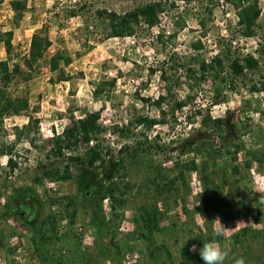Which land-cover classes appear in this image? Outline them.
Wrapping results in <instances>:
<instances>
[{
	"label": "rangeland",
	"instance_id": "rangeland-1",
	"mask_svg": "<svg viewBox=\"0 0 264 264\" xmlns=\"http://www.w3.org/2000/svg\"><path fill=\"white\" fill-rule=\"evenodd\" d=\"M12 1L0 0V62L12 72L8 93L26 97L28 109L0 123V148L13 149L0 152V264H204L199 250L212 240L227 244L225 264H264V0L253 37L227 0H24L19 24ZM158 3L157 25L140 18L132 35L110 37L111 14ZM8 32L11 55L1 41ZM36 34L51 45L30 69ZM216 58L220 79L202 69ZM235 60L246 67L239 78ZM94 112L101 132L89 145L54 155L53 139ZM208 115L224 120L221 130L204 124ZM139 117L165 123L139 125ZM96 144L104 164L73 159ZM191 162L196 170L177 166ZM68 166L69 180L45 175ZM113 186L116 201L107 197ZM26 189L37 208L29 227L7 209ZM144 211L157 215L153 245L139 234ZM217 218L232 229L222 237Z\"/></svg>",
	"mask_w": 264,
	"mask_h": 264
},
{
	"label": "trees",
	"instance_id": "trees-1",
	"mask_svg": "<svg viewBox=\"0 0 264 264\" xmlns=\"http://www.w3.org/2000/svg\"><path fill=\"white\" fill-rule=\"evenodd\" d=\"M233 6L239 9L238 18L239 25L243 28L244 35L246 37H253L256 35V26L259 18L261 17L262 11L259 6L258 0H227ZM27 3L24 0H14L11 2L12 11L15 14L16 23L19 24L24 16V11L26 9ZM163 6L161 4H149L145 7L137 9L133 12L127 13L123 16H117L116 14H111V23L112 29L110 37H126L133 34V23H138L139 19L142 18L146 24L153 27L158 23L159 13L162 12ZM5 38L1 40L6 47L8 55H11L13 51V32H8L4 35ZM51 45V42L48 38H43L39 35H34L31 42L30 58L27 61V66L32 69L40 59L43 58L44 52ZM245 61V65L251 68H257L259 66V60L254 58H248ZM69 62V61H68ZM214 64H211L208 67H202L204 73H212L214 78L220 79L224 71V61L221 58H216L213 60ZM59 62H53L52 67L56 70L59 66ZM215 67H217L215 69ZM231 69L233 71L234 77L239 78L245 73L246 67L237 60L231 64ZM0 80L2 85L0 86V123L3 117L7 115L20 114L21 112L28 109V99L24 96L14 97L8 93V85L12 81V72L10 69L9 61L0 62ZM171 95V88L166 90V95L160 96L156 101V105L159 108H162L163 103L167 100V96ZM186 106L184 101L178 102L172 107L171 112L173 115L176 114L177 110H182ZM101 118L100 112L89 113L83 120H80L77 125L72 129L65 130L62 136H58L53 139L54 142V155L62 156L63 150H74L79 147L80 144L89 145V143L94 139L96 135L101 132V128L98 124ZM139 125H147L148 127H153L155 125L165 123V120L159 121L157 119H148L144 117H139L137 119ZM213 124L216 129H222L224 125L223 119L212 120L209 115L206 120L204 118V124L209 125ZM13 149L8 147L0 148L1 153H12ZM75 161L81 162L88 165V167H95L97 163H105L102 152L99 148V145L96 144L93 147L87 148L84 156H79L73 158ZM9 169L14 171L18 164L13 159H10L8 162ZM177 166L182 170H196L197 166L195 162L189 164L181 165L177 163ZM202 177L204 182L207 184L210 181V175L208 174L207 165L202 166ZM47 177L56 178L60 180H69L71 178L69 166L65 168L64 172L61 171H51L45 174ZM212 185L217 188V185L212 181ZM92 183H89L90 190L94 189ZM116 191L117 186L111 187L107 190V197L116 201ZM35 192L31 189H26L22 194L14 193V195L9 197L7 209L8 212L14 215L15 218L17 213L14 210V206H18L21 203L33 202ZM204 201L209 205L211 202L208 198H205ZM55 203V202H53ZM213 204V202H212ZM206 206L203 209V213L210 217L211 213ZM142 227L139 229V234L141 232V237L146 239L150 245L154 244L153 237L155 232L159 229L157 215L153 212L144 211V214L141 216ZM28 226V224H23ZM249 231L245 229L243 233ZM115 236H113L112 243H114Z\"/></svg>",
	"mask_w": 264,
	"mask_h": 264
},
{
	"label": "clouds",
	"instance_id": "clouds-1",
	"mask_svg": "<svg viewBox=\"0 0 264 264\" xmlns=\"http://www.w3.org/2000/svg\"><path fill=\"white\" fill-rule=\"evenodd\" d=\"M215 222H218L220 225V228L216 231V236L218 237H222L226 232L232 230L225 228L219 218L213 221V223ZM190 251H196V246L193 245ZM199 255L204 264H225L229 258V249L227 244L222 245L219 240L205 241L203 247L199 250ZM235 264H246V261L241 257L235 260Z\"/></svg>",
	"mask_w": 264,
	"mask_h": 264
},
{
	"label": "flooded vegetation",
	"instance_id": "flooded-vegetation-1",
	"mask_svg": "<svg viewBox=\"0 0 264 264\" xmlns=\"http://www.w3.org/2000/svg\"><path fill=\"white\" fill-rule=\"evenodd\" d=\"M13 208L19 217L18 220L22 224L29 225L36 219L37 208L34 202L21 203L20 205L14 206Z\"/></svg>",
	"mask_w": 264,
	"mask_h": 264
}]
</instances>
